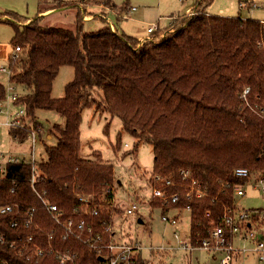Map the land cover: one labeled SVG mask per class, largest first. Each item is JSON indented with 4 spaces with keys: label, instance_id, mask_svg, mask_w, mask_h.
Returning <instances> with one entry per match:
<instances>
[{
    "label": "trees",
    "instance_id": "1",
    "mask_svg": "<svg viewBox=\"0 0 264 264\" xmlns=\"http://www.w3.org/2000/svg\"><path fill=\"white\" fill-rule=\"evenodd\" d=\"M212 1L200 0L192 12L141 40L112 30L106 21L97 31H85V10L63 0H53L48 10L78 8L75 30L45 25L41 12L34 19L0 14V22L14 29L12 44L20 48L8 68L10 82L20 89L16 103L29 119L12 127L10 134L23 143L33 131L39 133L38 110L57 112L64 119L50 131L58 143L46 148L45 162L34 167L26 160L7 161L0 172V208L15 206L12 213L0 214V264H60L50 252L42 257L33 253L34 245L46 246L49 234L57 250L79 254L78 264H98L78 237L62 238L64 229L42 200L69 217L79 207L77 194H92L105 207L114 197L113 165L102 160L100 152L94 159L81 156L85 109L119 118L124 131L138 140L133 153L140 142L152 145V176L178 184L180 172L189 170L201 183L208 197L181 198L162 208L165 214L189 206L192 233L201 229L205 210L219 214L224 206L236 205L233 188L227 185L248 182L235 176L236 169L264 172V117L258 114L264 106V48L259 46L264 43V24L210 15L205 7ZM102 3L117 8L113 0L95 2ZM65 66L74 68V79L64 97L56 99L53 82ZM245 88L250 89L252 108L240 98ZM4 96L0 82V99ZM120 141L119 134L115 150ZM177 191L182 188L170 189ZM151 203L159 206L157 200ZM30 215L32 223L26 225ZM100 219L104 217L94 220L96 231L102 232ZM30 237L32 244L27 243Z\"/></svg>",
    "mask_w": 264,
    "mask_h": 264
},
{
    "label": "rangeland",
    "instance_id": "2",
    "mask_svg": "<svg viewBox=\"0 0 264 264\" xmlns=\"http://www.w3.org/2000/svg\"><path fill=\"white\" fill-rule=\"evenodd\" d=\"M63 1L77 3L83 11L87 7L93 9L92 6L98 0ZM199 1L113 0L118 7H135L137 11L129 18L124 19L122 18L123 11L120 9L109 12L107 9L96 15L93 13L88 14L90 20L84 18V29L87 32L97 31L106 26L107 23L108 25H114L122 35L146 38V30L149 25L159 26L161 28L158 27L156 31H163L177 17L191 11ZM51 2L53 0H0V14L14 13L18 17L34 19L41 12L43 13L41 16H44L43 23L45 25L75 30V17L79 9L48 10L51 8ZM205 9L208 14L214 16L239 17L264 23V0H213ZM13 36L14 29L12 25L0 22V67H9L10 61H15L12 59L15 53V46L11 42ZM73 79L74 68L70 66L62 67L53 82L52 97L56 99L63 98L66 86ZM0 82L5 88V96L0 99V166L4 168L5 163L11 158H30L33 152L30 139L20 143L10 134L9 122L19 117L23 108L12 99L14 94L20 96V91L10 82V75L7 73H0ZM100 96L102 95L100 94ZM37 117L41 124L38 127L41 136L34 147L36 164L45 162L47 160L46 148L54 147L58 143L56 135L50 134L53 126L64 124L63 117L54 111L38 110ZM23 120L28 121L29 119H24V116H21V124H23ZM107 123H110L109 129L105 130ZM48 134L51 138L47 137ZM119 134L121 135L120 148L115 150ZM81 142V156L83 158L94 159L93 154L100 152L102 160L114 167L117 179L114 186L116 202L120 207L119 213L121 212L113 220L114 236L117 241H135L140 242L143 246H169L170 238H172L171 243L176 244V240H174L175 230L181 233L183 240L186 238L190 233L192 224L188 210L180 212L170 210L166 212L169 217H173L178 213V224L175 226L162 219L164 213L159 206L150 204L152 192L150 180L154 162L152 145L140 142L137 151L133 153L138 140L124 131L121 120L117 117L111 119L107 114L95 111L93 108L85 109L83 112ZM126 154L127 156H124ZM245 189L247 190L246 196L237 199L239 210L264 207V195L260 191L250 185L246 186ZM131 201L137 203L139 214H127L128 203ZM176 252L177 254L169 252V259L164 262H168V264L170 262L172 264H197L195 261L190 263L189 257L186 253H183L184 251ZM199 255L203 256L200 252L194 253L196 258ZM250 264H264V262H258L254 257H251Z\"/></svg>",
    "mask_w": 264,
    "mask_h": 264
},
{
    "label": "built area",
    "instance_id": "3",
    "mask_svg": "<svg viewBox=\"0 0 264 264\" xmlns=\"http://www.w3.org/2000/svg\"><path fill=\"white\" fill-rule=\"evenodd\" d=\"M101 5L106 8L104 3ZM135 9L131 7L127 12H123L122 18H129ZM108 11L112 10L108 9ZM110 27L114 30V25L110 24ZM157 28L156 25H151L150 31L154 33ZM259 46L264 48V43H259ZM19 53L20 48L16 47L12 59L17 60ZM0 73L10 74V70L7 66H1ZM250 93V89L245 88L240 98L252 108L249 103ZM18 98V94H14L12 97L13 101H17ZM258 109V114L264 117V106ZM24 115L25 112L22 108L20 116L9 122V126L11 128L19 126L21 123L20 117ZM39 138L40 134L37 131H33L29 136L32 141L33 152L30 158H11L9 161L26 160L35 167L34 147ZM2 169L0 166V171ZM234 174L237 178L248 180L246 185H227L233 188L237 199L246 196L247 190L245 188L249 185L264 195V172L253 174L246 168H238ZM180 175L181 182L178 184L162 175L152 176L150 180L152 189L150 204L152 200H157L159 207L162 209L166 205L177 204L181 198L191 200L208 197L207 190L192 176L189 170L181 171ZM175 186L182 188V191L170 192V189ZM112 193L114 197L106 207L100 205L92 194H77L76 199L79 202V207L69 217H64V212L56 205L51 204L46 199H42L57 225L64 229L65 232L62 238L78 237L84 245L89 246L91 252L98 259V264H139L140 262L144 264H168V262L164 261L169 259V252L177 254L176 251H184L183 253L188 255L190 263L195 261L197 264H238L240 255H252L259 262H264V207L239 210L238 203H236L235 206H224L223 211L219 214H215L213 210H205L204 221L198 224V229H201L194 233L190 229V233L184 240L181 237V233L175 230L174 240H176V244L169 242V246H143L140 242H119L115 239L113 220L121 212L119 213L120 207L116 202L115 192ZM14 208L15 206L2 207L0 208V214L12 213ZM173 209H177L179 212L182 210L190 212L189 206ZM127 214H139L137 203L132 201L128 203ZM100 217H104V219H100L101 225L104 227L102 232L96 231L97 222L94 220ZM178 217L179 215L169 217L166 213L162 215V219L165 222L175 226L178 224ZM32 219L33 215H30L26 225L31 224ZM87 219L92 220L88 221ZM106 219H109V221ZM17 225V221L12 223L13 227ZM106 234H108V238L105 237ZM52 239L53 236L51 234L47 235L45 238L46 246L34 245L33 253L42 257L46 252H50L58 258L60 264H78V253L57 250L52 244ZM32 242L33 238H28L27 243L32 244ZM25 247L26 244L23 245V248ZM197 252H200L203 256L194 257V253ZM169 264L172 263L170 262Z\"/></svg>",
    "mask_w": 264,
    "mask_h": 264
},
{
    "label": "crops",
    "instance_id": "4",
    "mask_svg": "<svg viewBox=\"0 0 264 264\" xmlns=\"http://www.w3.org/2000/svg\"><path fill=\"white\" fill-rule=\"evenodd\" d=\"M116 5V10L117 9H120V8H122V7H124V9H123V12H127L128 10H129V8L127 7V6H119L118 7V5L117 4H115ZM84 6H85V4H84ZM92 8L93 9H90V7H87V9H83V10H85V12L87 13V17L85 18L86 20H90V17L88 16V14L90 15V14H94V15H96V14H98L99 12H104V11H106L107 9H111V10H114V9H112V8H110V7H106V8H104V7H102V5H100V4H94L93 6H92ZM135 8V7H134ZM195 8V7H194ZM194 8L191 10V11H189V12H187V14L188 13H190V12H192L193 10H194ZM102 9V10H101ZM108 11V10H107ZM137 11V9H135V11H133L131 14H130V16H132L135 12ZM109 12V11H108ZM92 18V17H91ZM172 18V17H171ZM171 18H170V20H171ZM124 19V18H123ZM170 24V23H169ZM169 24L166 26V27H168L169 26ZM159 25V24H158ZM115 27V26H114ZM159 27V26H158ZM165 27V28H166ZM150 28H151V25H149L148 26V28H147V36L149 37V36H151V34H152V32L150 31ZM159 28H161V27H159ZM146 36V38H148ZM135 38H137V39H139V40H141L142 38H144V39H146L145 37H135ZM16 88H18V87H16ZM19 89V88H18ZM19 91H20V89H19ZM48 138H51V136H50V134H48V136H47ZM103 159V158H102ZM172 210H175L176 212H179L177 209H172ZM176 215H178V213L176 214ZM171 239L172 238H170V240H169V242H171ZM126 241V240H125ZM251 257H254L255 259H256V261H258L257 260V258L255 257V256H252V255H240L239 257H238V264H250V262H251ZM259 262V261H258Z\"/></svg>",
    "mask_w": 264,
    "mask_h": 264
}]
</instances>
